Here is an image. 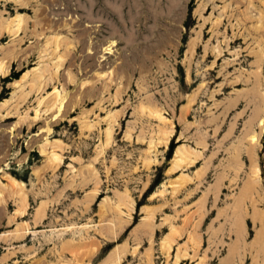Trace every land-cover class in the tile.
<instances>
[{"label":"rangeland","instance_id":"374dc122","mask_svg":"<svg viewBox=\"0 0 264 264\" xmlns=\"http://www.w3.org/2000/svg\"><path fill=\"white\" fill-rule=\"evenodd\" d=\"M64 1L0 0V264H264V0Z\"/></svg>","mask_w":264,"mask_h":264},{"label":"bare ground","instance_id":"6f19581e","mask_svg":"<svg viewBox=\"0 0 264 264\" xmlns=\"http://www.w3.org/2000/svg\"><path fill=\"white\" fill-rule=\"evenodd\" d=\"M87 1H88V6H89L90 9H89V11L86 14V18L90 17V20H94V18L92 16L94 15L95 8H97L96 12H102L106 16L111 17L112 21H115L117 23H121L122 19L125 18L126 16H128V18L130 20H133L135 22L142 21V19L145 20V19H148V18L151 17V4L148 2L149 0L147 2H145V3L143 2L144 3L143 5L138 4L137 0H93V1L92 0H87ZM60 2H61V0H60ZM64 2H65L64 5H63L64 9L69 10V9L72 8L71 7V5L73 4L72 1L65 0ZM75 5H76V9H81L82 8V4H81V2L79 0H77V3H75ZM125 8H126L125 14L122 15L121 14V10L125 9ZM58 9H60V8L58 7ZM85 13H86V11H85ZM17 29H19V28L17 27ZM83 32H82V34H83ZM112 46H114V40H109L108 43L104 46L103 51L108 50L110 52L111 49H112ZM134 50H135V48H134ZM104 53H108V52H104ZM134 53L135 52H133V56L136 55ZM122 59L124 60V58H122ZM123 60H122V62H123ZM0 69H2L1 65H0ZM100 72H98L97 75H100ZM63 99H64V97H62V96L58 99L59 101H58V105H57L56 111H55V113H59L62 110V112L59 114V116L63 115V111L65 112V109H66V105L63 104ZM106 135L109 138L110 132L107 131ZM254 136H255L254 134L250 135V139L249 140H253ZM56 158H58V156L54 157V159H56ZM51 161H52V159H51ZM246 191L248 192V190H246Z\"/></svg>","mask_w":264,"mask_h":264}]
</instances>
